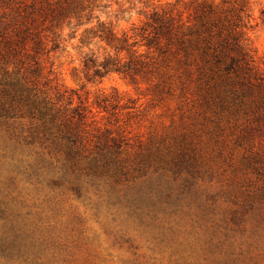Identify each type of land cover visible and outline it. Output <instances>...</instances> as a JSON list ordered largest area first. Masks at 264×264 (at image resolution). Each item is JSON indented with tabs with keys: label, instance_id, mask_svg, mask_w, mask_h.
Returning <instances> with one entry per match:
<instances>
[{
	"label": "rangeland",
	"instance_id": "obj_1",
	"mask_svg": "<svg viewBox=\"0 0 264 264\" xmlns=\"http://www.w3.org/2000/svg\"><path fill=\"white\" fill-rule=\"evenodd\" d=\"M37 2L42 43H29L32 60L91 106H118L115 116L94 112L129 147L111 170L77 169L74 155L18 139L30 120L0 117V264H264L257 110L232 106L227 80L205 66L204 38L190 35L239 26L264 76V0ZM61 4L63 16L47 14ZM203 6L209 17L200 19ZM156 11L181 19L184 33L166 53L138 47L135 60L155 63L147 75L96 76L98 67L85 66L116 54L90 31L106 24L132 36Z\"/></svg>",
	"mask_w": 264,
	"mask_h": 264
},
{
	"label": "trees",
	"instance_id": "obj_2",
	"mask_svg": "<svg viewBox=\"0 0 264 264\" xmlns=\"http://www.w3.org/2000/svg\"><path fill=\"white\" fill-rule=\"evenodd\" d=\"M37 1L29 6L27 0H0V117L30 120L34 125L29 135L22 134L18 139L31 146L41 144L57 156L74 155L73 163L77 169L111 170L129 143L121 128H114L111 123L102 125L97 114L104 112L115 116L119 107L108 100L97 101L91 106L79 91L56 84L51 72L45 74L40 60H32L29 43L35 46L42 43L35 32L40 12ZM59 9L49 8L47 14L63 16L65 6L61 4ZM205 9L203 6L200 19L209 17ZM211 9L209 15L213 13ZM181 22L172 12L156 11L135 35L124 34L122 37L116 36L110 26L100 24L98 30L89 34L106 42L116 54L108 55L98 66L92 59H86L85 66L98 67L96 76L101 75V70L123 74L131 80L147 75L155 63L141 61V55L135 60L133 56L138 53V47H145L148 54L152 49L168 52L183 36ZM204 30L190 35L204 38L207 70L227 80L230 86L228 98L236 110L244 109L248 102L256 107L257 121L251 130L264 136V76L259 74L245 46L240 27L221 28L217 32L213 27ZM123 52L129 54L131 60L123 61L119 56ZM146 58L150 59L148 55ZM94 109H98V113ZM252 160L250 157L248 164H252ZM258 165L261 168L256 171L264 180V164Z\"/></svg>",
	"mask_w": 264,
	"mask_h": 264
}]
</instances>
